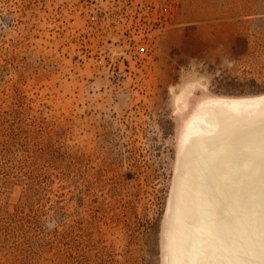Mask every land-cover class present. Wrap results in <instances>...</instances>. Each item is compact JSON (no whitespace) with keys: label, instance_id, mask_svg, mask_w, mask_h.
<instances>
[{"label":"rangeland","instance_id":"374dc122","mask_svg":"<svg viewBox=\"0 0 264 264\" xmlns=\"http://www.w3.org/2000/svg\"><path fill=\"white\" fill-rule=\"evenodd\" d=\"M140 2L0 0V264H162L188 116L170 87L264 93V0H173L147 53L99 52Z\"/></svg>","mask_w":264,"mask_h":264},{"label":"bare ground","instance_id":"6f19581e","mask_svg":"<svg viewBox=\"0 0 264 264\" xmlns=\"http://www.w3.org/2000/svg\"><path fill=\"white\" fill-rule=\"evenodd\" d=\"M170 87L188 112L177 138L162 264H264V93Z\"/></svg>","mask_w":264,"mask_h":264},{"label":"built area","instance_id":"2783aa9c","mask_svg":"<svg viewBox=\"0 0 264 264\" xmlns=\"http://www.w3.org/2000/svg\"><path fill=\"white\" fill-rule=\"evenodd\" d=\"M174 6L173 0H155L140 2L139 10L132 14L131 23H124V32L116 41L109 42L108 48H99V52H104L116 48L121 40L128 42V48L133 49L135 53H147L148 47L152 40L160 35L165 34L168 25L167 11H172ZM135 20V21H134ZM107 22V21H106ZM105 18L100 9L91 10L89 14V24L91 33L93 29L103 30ZM118 41V43H116ZM126 52V50H124ZM124 51L117 49L113 53H109L108 59H99V63L108 67H115L118 62L116 60L121 58V53ZM119 54V56H117ZM116 55V56H115ZM104 60V62H103Z\"/></svg>","mask_w":264,"mask_h":264}]
</instances>
